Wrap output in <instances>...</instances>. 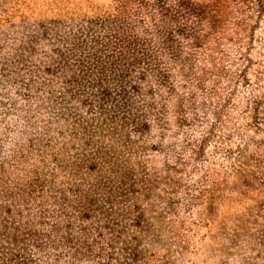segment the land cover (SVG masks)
<instances>
[{"label":"rangeland","instance_id":"obj_1","mask_svg":"<svg viewBox=\"0 0 264 264\" xmlns=\"http://www.w3.org/2000/svg\"><path fill=\"white\" fill-rule=\"evenodd\" d=\"M175 2L0 0V264H264V0Z\"/></svg>","mask_w":264,"mask_h":264},{"label":"trees","instance_id":"obj_2","mask_svg":"<svg viewBox=\"0 0 264 264\" xmlns=\"http://www.w3.org/2000/svg\"><path fill=\"white\" fill-rule=\"evenodd\" d=\"M157 2H161V0H156ZM176 1L174 7H160V10H157L159 17L167 22L171 21V23H175L178 18L183 17V13L187 14L193 9L191 8V3L189 0H172ZM124 40H121V44ZM130 52H128L129 54ZM132 56V53H130ZM132 65V64H129Z\"/></svg>","mask_w":264,"mask_h":264}]
</instances>
